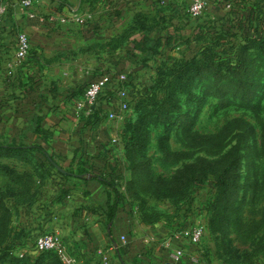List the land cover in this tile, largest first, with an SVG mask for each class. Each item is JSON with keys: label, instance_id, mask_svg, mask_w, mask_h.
I'll return each instance as SVG.
<instances>
[{"label": "rangeland", "instance_id": "rangeland-1", "mask_svg": "<svg viewBox=\"0 0 264 264\" xmlns=\"http://www.w3.org/2000/svg\"><path fill=\"white\" fill-rule=\"evenodd\" d=\"M251 3L264 9V0ZM35 4L60 12L76 9L89 19L106 13L93 0H36ZM139 16L136 22L141 21ZM130 30L123 34L128 37ZM220 41L235 54L246 43L233 36ZM201 42H187L185 53L180 49L167 52L155 42L129 61L144 66L136 74L158 87L156 98L160 99L174 82L173 75L184 68L191 48ZM217 51L223 53L221 47ZM198 55L199 64L209 67L202 68L186 91L180 87L172 91L179 101L176 107L172 102L161 104L162 98L140 108L132 106L115 122L104 116L102 130L110 129L112 135L95 145L117 149L106 155L110 176L124 202L133 204L142 216L162 220L170 235L172 228H188L200 220L207 223V234L197 251L200 258L213 255L236 261L232 264H264V50L255 48L242 57L233 56L235 65L226 61L223 66L220 55L211 51L201 50ZM151 58L153 65L148 63ZM230 153L235 157L223 162ZM40 157V153L28 151L4 159L17 174L0 172V264H16V248L7 244L8 237L13 239L7 222L12 212L9 229L14 228L21 215L19 206L28 205L31 193L38 191L45 176ZM99 159L106 162L104 157ZM181 174L187 185L176 195L159 183ZM42 255L56 258L51 253Z\"/></svg>", "mask_w": 264, "mask_h": 264}, {"label": "crops", "instance_id": "crops-1", "mask_svg": "<svg viewBox=\"0 0 264 264\" xmlns=\"http://www.w3.org/2000/svg\"><path fill=\"white\" fill-rule=\"evenodd\" d=\"M93 3L99 8L105 7L106 13L102 16L94 14L86 23L73 21L68 24L48 20V15L66 14L68 9L60 12L47 5L36 6L46 18L42 21L29 19L12 7L0 36V102L7 105L3 116H15L16 104L25 97L30 83L40 82V92L47 95L48 100L38 115L47 116V127L54 138L51 152L62 154L63 159L56 160L65 170L71 164L75 167L90 165L115 149L95 145L106 135H112L110 129L102 130L104 120L91 130H81L76 117V100L72 98L80 88L85 91L90 81L114 68L142 72L144 66H134L129 59L141 55L145 45L156 42L167 52L173 49L176 53L180 49L185 53L187 42L200 41L198 34L203 30L206 18L223 19L228 12L217 0H210L206 15L200 18H192L189 13L192 0H93ZM138 15L146 16L144 27L136 22ZM127 29H131L128 37L123 34ZM21 31L31 36V56L24 63L12 66ZM153 60L148 63L153 65ZM103 102L105 104L108 99L104 98ZM138 102L133 100L132 106H137ZM1 161L9 164L4 159ZM48 170L50 175L41 179L40 190L31 193L32 201L19 206L21 215L12 228L16 256L20 257L24 252L28 260L35 262L40 256L32 255L30 250L36 235L54 231L61 234L70 250L78 255L80 264H164L179 246L188 254L199 257L198 250L186 241H168L170 233L162 220L145 219L127 203L125 206L120 204L121 209L110 224V231L109 195L111 201L115 196L111 189L97 180H66L64 172L56 166ZM65 184L70 187L64 193ZM207 247L212 250L208 243ZM103 254L108 256L107 263ZM213 257H199V264L236 262ZM182 264L193 263L186 257Z\"/></svg>", "mask_w": 264, "mask_h": 264}, {"label": "trees", "instance_id": "trees-1", "mask_svg": "<svg viewBox=\"0 0 264 264\" xmlns=\"http://www.w3.org/2000/svg\"><path fill=\"white\" fill-rule=\"evenodd\" d=\"M219 3L225 7L227 3L232 4V8L228 10L227 16L223 19H205V24L203 30L198 34V38L204 41L199 43V47L193 46L191 51L185 58L184 68L179 70L176 74L172 75L175 77L174 82L169 83V87L165 94L161 96L160 99L156 98V91L158 89L157 86L150 84L145 87L142 91L133 90L131 95L133 100L140 101L137 104V108L144 106L143 103H147L148 101H160L162 98L163 105H170L171 102L174 104L172 107H176L179 103L178 98L176 97V93H172L173 90L177 88L189 89L190 83L197 77L200 71H204L203 69L209 67L206 65H200L198 60V51L207 50L216 54L220 65L223 66L226 61L231 62V65H235L233 63V59L236 57H240L242 53H247L251 49H261L264 50V9L261 11L256 7V4H252L251 0H217ZM256 2V1H255ZM206 15V14H204ZM141 21L140 24L146 25L145 19L142 16H139ZM142 25V27H144ZM241 37L246 43L243 46V49L238 53H234V49L229 53L228 48L222 47L221 39L226 37ZM119 45V44H118ZM221 47L223 53H219L217 50ZM242 57V56H241ZM217 58V57H216ZM203 68V69H202ZM117 71L128 72L125 68H115ZM110 70L105 73H111ZM102 73L101 75L105 74ZM171 76V74H170ZM171 81V80H170ZM185 83L183 86L181 84ZM40 82H32L27 88L26 95L16 104V111L14 112L15 116H3V111L7 105L3 102H0V172H4V174L8 176H13L17 174L16 168L11 164L4 163L1 161L2 159H14L17 156L21 155L22 152L35 151L41 154L40 163L45 172L42 179L47 177L46 168L55 167L54 164H58V159H61L62 154H55V152H51L53 149V133L49 130L46 123L47 116L38 115V111H42L44 108L45 102L48 100V96L45 94H41L40 92ZM84 88H80L72 98L76 100V103L82 99L84 93ZM85 92V91H84ZM107 98L108 102L104 104L103 99ZM115 99V92L109 91L108 94L102 97L101 104L99 108L89 117L78 115L76 116L80 121V128L82 131L91 130L96 124L100 123L104 116H107L108 107L112 106V102ZM110 101H112L110 103ZM169 101V102H168ZM108 103V105H107ZM207 140H211L207 138ZM233 153L228 154L226 158L223 159V162L229 161L234 155ZM90 157V156H89ZM231 157V158H230ZM94 158V157H91ZM63 159V158H62ZM102 159V158H101ZM101 159L93 160V163L90 165H79L75 167L74 165H70L66 172L63 173V176L66 180H71L73 178H83L86 181L89 180H97L102 183L107 189H111V191L115 194L113 201L111 195H109V203H108V226L109 230L110 224L115 221L118 212L121 207L120 204H129L128 202H123V197L120 194L119 190L113 183V178H111L109 162H107L106 156L104 157L106 162H103ZM236 163H238V158H235ZM50 175V174H49ZM89 175H91V179H89ZM84 176V177H81ZM191 182V179L189 180ZM163 186H165L169 192L173 191L174 195L180 193L186 187V177L182 174L173 178V180L169 182L159 181ZM67 184V183H66ZM64 185V193L69 189L70 186ZM170 188V189H169ZM31 191H29L30 193ZM33 196V195H32ZM122 201V202H121ZM125 206V205H124ZM129 206L134 207L133 204H129ZM12 219V212L9 214ZM145 219H150L148 215L143 216ZM11 219L8 223V231L10 235L13 234V229H9ZM8 239L9 245H12V249L14 250L13 239ZM10 248V247H9ZM8 251V250H7ZM51 253L56 256L55 260L47 258L42 254ZM76 254V253H75ZM40 257L35 261L31 262L27 259L26 254L24 257L15 256L13 259H16V264L21 263V261L28 264H64L61 259L58 257L57 253L54 251H48L40 253ZM78 256V255H77ZM79 258V257H78ZM80 259V258H79Z\"/></svg>", "mask_w": 264, "mask_h": 264}, {"label": "built area", "instance_id": "built-area-1", "mask_svg": "<svg viewBox=\"0 0 264 264\" xmlns=\"http://www.w3.org/2000/svg\"><path fill=\"white\" fill-rule=\"evenodd\" d=\"M36 0H0V36L4 30V20L9 14L12 7L22 11L29 19H40L46 21L45 16L36 7ZM210 6V0H192L189 7V13L192 18H200ZM228 10L232 8V4L227 3L225 6ZM48 20L52 23L68 24L69 22L86 23L89 18L81 15L76 9H69L66 14L48 15ZM32 42L31 36L26 31H21L18 34V41L15 46L14 57L11 65L22 64L31 56ZM111 73H105L99 78L89 82L82 99L76 103V111L79 117H89L95 113L101 104L103 96L109 91L115 92V99L112 102L111 108L107 111V117L110 121H117L125 116L126 112L132 108L133 90L142 91L149 86L144 82L136 71H117L110 70ZM117 139H114L116 142ZM207 223L198 221L191 227H179L170 235L168 241L178 240L186 241L190 246H194L197 250L201 248V244L207 234ZM124 239V238H123ZM54 251L64 264H80L78 256L70 250L61 234L52 231H42L38 233L34 239V244L31 247L30 253L37 255L43 252ZM104 253V252H103ZM26 253H20V257H24ZM189 257L193 264H199V257L196 254H188L183 247H177L170 253V259L164 264H182L184 258ZM105 263L108 261V256L103 254Z\"/></svg>", "mask_w": 264, "mask_h": 264}, {"label": "water", "instance_id": "water-1", "mask_svg": "<svg viewBox=\"0 0 264 264\" xmlns=\"http://www.w3.org/2000/svg\"><path fill=\"white\" fill-rule=\"evenodd\" d=\"M55 166H56V168H58L61 172H66V170L62 167V166H60L59 164H55ZM89 177H91V175H89Z\"/></svg>", "mask_w": 264, "mask_h": 264}]
</instances>
